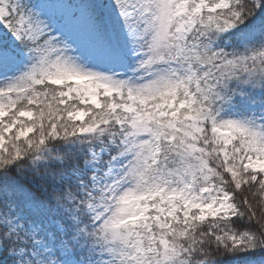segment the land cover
Segmentation results:
<instances>
[{
    "label": "snow or ice",
    "instance_id": "snow-or-ice-1",
    "mask_svg": "<svg viewBox=\"0 0 264 264\" xmlns=\"http://www.w3.org/2000/svg\"><path fill=\"white\" fill-rule=\"evenodd\" d=\"M0 264H264V0H0Z\"/></svg>",
    "mask_w": 264,
    "mask_h": 264
}]
</instances>
